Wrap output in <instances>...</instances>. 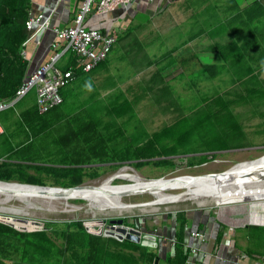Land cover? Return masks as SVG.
I'll return each mask as SVG.
<instances>
[{
  "label": "trees",
  "instance_id": "1",
  "mask_svg": "<svg viewBox=\"0 0 264 264\" xmlns=\"http://www.w3.org/2000/svg\"><path fill=\"white\" fill-rule=\"evenodd\" d=\"M255 3L259 4V8L255 7L257 10L248 7L236 15L240 17L244 27L242 25L238 28L233 25L229 28L220 22L217 24L218 29L214 27L209 32L212 37L216 34L217 38H214L213 42L208 39V42L199 43L204 52L216 53L220 58L218 62L223 67L218 68L216 62H200L195 52L182 54L186 56L176 58H173L169 51L156 56L152 62L158 66L156 69L158 80H153L150 85L141 80L127 84L122 92L115 94L105 105L106 113L120 118L123 122L121 124L102 125L91 119L89 123L76 125L73 130L66 127L67 130L62 134L55 136L54 139H47L49 133L54 130V124L61 117L53 111L58 109L68 96L73 95V92L80 94L79 90L70 92L64 89L65 87L60 89L62 103L45 113L38 112L35 96L30 105L23 103L27 97L25 96L13 107L1 112L4 114V118L0 116L4 131L0 134V157H5L6 161L0 163V181L47 185L44 177H48L51 179V186L71 187L83 184L86 178L94 179L99 176V167H85L83 166L85 164L108 163L113 169H118L126 163H132L136 169L147 164L172 168L173 156L188 155L185 163L192 167L209 160L204 152L229 147L226 144V137L231 140L230 131L239 127L229 106L241 102L243 98L241 96L239 100H230L228 96L264 94V79L259 78V73L264 71V48L251 40V36L255 39L260 29L258 26H251L253 21L258 19L256 22H263L264 27L263 18H259L264 16V7L257 0L252 4ZM29 7L30 0H0V99L14 97L27 72L28 63L21 51L29 36L25 25ZM245 28L246 32L243 31ZM225 32L227 34H224ZM126 35L123 33L116 37V40ZM249 52H252V55ZM65 55H68V59L63 65L60 64V67L72 68L73 79L70 83L79 81L77 84L86 85L88 90L93 91L94 86L89 83L88 76L99 67L105 66L108 56L90 71L85 72L77 67L75 57L71 53L66 52ZM251 59L254 60L253 63ZM164 61L166 62L163 63ZM176 61L180 66L179 75H183L182 71L188 70L194 63L202 70L203 80L219 77L229 71L231 73L229 85L222 91L206 92L207 95H203L198 103L195 99L193 104L188 106L189 112L182 113L171 122L162 123V126L149 133L136 127L134 132H128L125 126L135 117L137 108L145 100L151 99V92L166 90V77L169 75H162V72ZM88 98L91 100L90 96ZM82 107L83 104L78 108ZM16 108L17 115L14 111ZM12 124L24 131L25 140L13 143L12 132L9 133ZM43 144L45 146H42ZM51 153L54 156L58 153L57 159L50 160L57 161L58 164L35 163L36 160ZM12 159L15 161H11ZM172 216L178 232H175L177 235L174 239L173 253L167 257V262L186 264L189 254L182 243L185 214L182 211H175ZM141 219L139 216L125 217L124 223L132 227H141ZM16 223L17 226L29 230L21 231L0 222V264H154L157 257L155 251L140 243L118 241L110 236L89 232L82 219L70 220L60 225L57 222H40L42 227H33V223ZM246 228L256 236L259 245L264 236V227L246 225ZM223 232L224 226H221L214 239V249L219 247ZM253 236L248 235L252 240ZM112 244L122 248L112 251L110 249ZM7 247L18 256L17 260L12 262L4 260L8 259L9 255ZM125 248L139 254L134 255L125 251ZM251 252L253 251L248 254Z\"/></svg>",
  "mask_w": 264,
  "mask_h": 264
},
{
  "label": "rangeland",
  "instance_id": "2",
  "mask_svg": "<svg viewBox=\"0 0 264 264\" xmlns=\"http://www.w3.org/2000/svg\"><path fill=\"white\" fill-rule=\"evenodd\" d=\"M259 1L264 7V1ZM258 5V3H255L251 6V8L255 9V7L257 8ZM234 16L235 20L230 23L229 26L233 24L236 25L235 27L239 28V26H242L243 24H241L240 22V17H237L236 14ZM260 17L261 19L263 18L264 21V16ZM251 26L260 27L258 35L255 33V39H253V37L251 36V40L253 41V43H256L259 47L264 48V27H262L263 22L259 23L253 21ZM243 31L246 32V28ZM131 33L132 34L127 38L123 39L122 41H119L118 43L116 42L113 45L108 55V61L105 66L99 67L97 71L91 73L88 76L89 83L93 84L94 86L93 91L88 90L86 85L77 84L79 81L70 83L65 86L64 89H68L70 92L74 90H79L80 94H75L73 92V95L68 96L66 101L58 109L53 111L54 113L59 114L61 117L57 121L58 123L56 122L54 124V130L49 133L47 139H54L55 136L62 134L63 131L67 130V128H69L68 130H73L75 129L76 125H81L87 122L89 123L91 119L98 123H101L102 125L109 123H111L110 125H112L113 123H123L120 118H115L112 115L109 116L105 111V105L114 98L115 94L118 95L120 92H122L127 84H134L136 80H141L144 81L147 85H150L153 80L156 81L159 79L156 71L158 66H155L154 63H152V60L156 55H159L160 52H162V49H160L159 47L163 45V40L166 41V37H164L165 39L157 38L156 34L153 35L154 38L150 37L151 35L149 34L151 32H147V30H140L139 35L137 33L135 34L133 30ZM133 34L138 36L134 37ZM224 34L227 33L225 32ZM208 39L209 38L201 37L198 40L199 42L203 43L204 41L208 42ZM148 40L152 41L151 46L148 45ZM245 50L248 51L249 48H245ZM190 52L191 51L188 50L187 52L183 53L190 54ZM249 53L252 55V52ZM216 55L217 54L203 53L197 55V57L199 56L198 58L200 59V61L202 60L205 63L216 62L218 68L220 66L223 67L221 63L218 62L220 61V58H217L218 61H216ZM251 61V63H253L254 60L251 59ZM254 65L255 64H251V66ZM180 72L181 71L176 64L162 72V75H169V77H166V90L162 91L163 93L151 92V99L145 100V102H143L142 105L137 108V110L135 111V117L129 120V124L125 126L127 127L128 132H134L136 130V127L141 131L149 133L159 128L164 123L171 122L173 119H175V117L180 116L182 113L185 114L189 112L188 106L193 104V101L195 99H197L196 101L198 103L203 97V95H207L205 94L206 92L213 93L214 91H222L224 88H226L229 85L228 79L231 75V73L228 71L224 72L219 77L209 79L204 78L203 80L202 70L199 67H196L194 63L189 66L188 70H185L184 72L182 71L183 75H179ZM259 78L264 79V71L262 73H259ZM26 96L27 97L24 99L23 103L26 105H30L35 96L34 90L32 89L31 91H29ZM88 96L91 97V100L88 98ZM154 97H156V99L158 100L154 99ZM81 104H83V107L80 109L78 107ZM99 106H101L102 109ZM98 107L99 110H97ZM16 110H18V108H16ZM0 116L4 118V114L1 113ZM11 132V140L13 141V143L21 142L26 138L24 135V131L21 128H16L13 124L9 127V133ZM42 146H45V144H43ZM51 148L53 149V147ZM263 153L264 151L254 152L253 150H237L231 154H218L216 158H214L215 160H208L207 163L192 167H188L185 163V159L188 157V155L173 156L172 160L174 162V166L172 168L156 167L154 165L147 164L136 169L132 163H126L118 169H113L108 165V163H100L97 165H92L95 167H99V176L94 179L86 178L84 184H95V182L96 184H99L100 182L109 177H114V175L120 170L126 169V171L124 172H136L141 178L146 180L151 185L157 186L158 188L165 187L166 189H164L167 191L175 190L173 188H177V190H192L193 188H206L213 185L222 173L215 174L212 176H205L200 173L225 171L226 169L231 168L237 163L264 158V155H262ZM57 157L58 153H56L55 156L51 153V155L49 156L45 155L44 157L36 160L35 163L56 165L58 164L57 161L50 162V160H53L54 158L57 159ZM11 161H15V159H12ZM195 174H198L199 176L195 178L189 177L194 176ZM159 177H161L160 180L154 181V179H152ZM171 178H173L171 182H163L164 180H168ZM44 179L46 180V184L50 185L51 179L48 177H44ZM110 185L111 187L108 190H119L127 188L128 185H135V183L133 181L126 180V178H117L113 180ZM104 191L105 189H101L97 192H94L92 194V198H100L108 195L105 194ZM151 199L152 197L145 192H136L132 196H124L122 198H119L118 200L138 204L150 201ZM195 203L198 202L193 199H187L175 204H164L157 207H136L124 211H97L96 209L88 206L87 203L80 198L70 199L69 204L72 205L68 206H65L56 201L37 200L34 202L33 206L26 207L22 203H18V201L13 200L4 204H0V219L2 218L3 220L11 222L13 224L18 222L16 220L27 219L29 221H38L41 223H46L48 221L57 222V224L59 225L70 220L82 219L84 220V222L92 221L93 224H87V226L95 232V224L101 226V223L99 221L119 216H139L141 218L148 219L153 218L155 222L152 221L151 225L154 223L158 225V220H155L157 216L165 214L166 212L174 213L176 209L181 208L182 206L194 207ZM203 204L206 206L215 205V203L210 199H206ZM236 205H238V207H241V209L244 210L251 208L256 209V211L260 209L261 211V209H264V199L259 200V202H257L255 205L252 204V206H249V202H238L236 203ZM10 210H12V212H10ZM166 220L169 219L167 218ZM32 226L39 227L34 223L32 224ZM6 250L9 253L7 257L8 259L5 258L6 261L12 262L18 259V256L16 254L14 255L10 251V247H7Z\"/></svg>",
  "mask_w": 264,
  "mask_h": 264
},
{
  "label": "crops",
  "instance_id": "3",
  "mask_svg": "<svg viewBox=\"0 0 264 264\" xmlns=\"http://www.w3.org/2000/svg\"><path fill=\"white\" fill-rule=\"evenodd\" d=\"M254 1L255 0H134L131 4H128V6L118 7L110 13H96L88 16L85 20V25L96 27L101 30L112 29L117 38L119 35L126 33L127 35L124 38L116 40L117 43L130 36L132 30L138 35L140 34V30H147V32H151L149 34L151 35L150 37H153L154 34H156L157 38L166 37V41L163 40V45L159 47L162 49L159 55L169 51L172 53V57L176 58L177 55H182L184 54L183 52H187L188 50L191 51L190 54L195 52L196 55L203 53L216 54L207 50H205L207 52H204L202 47L199 46L201 42H199L198 39L206 37L213 42V40L217 38V35H214V37H212V35L210 36L209 32L212 28L215 27V29H218L219 27L217 24L220 22H223L231 28L233 24L231 26L229 25L235 20L234 15H238L244 9L251 7ZM79 3L80 0H30L29 15L43 13L49 16L51 25L65 27L72 24ZM260 4L262 5L261 2ZM138 35L133 34L134 37ZM54 40V33L51 30H46L43 33H38L35 38L23 45L22 50L25 52L24 59H26L28 63L27 72L35 70L41 63L49 58L52 54L50 45ZM148 41V45L151 46L152 41ZM67 56L68 55L62 57L60 60L61 65L66 62L68 59ZM217 58L216 55V61H218ZM198 60L200 61L199 58ZM165 62L166 61L163 63ZM200 62L203 61L201 60ZM175 64L180 69L177 61L173 65ZM173 65L168 66V68ZM14 111L17 115L18 110L15 109ZM164 188L165 187L161 189L166 192L185 191L177 190V188L167 191L165 190L166 188ZM263 199L264 198L256 200ZM256 200L239 202L250 201V206L251 203ZM228 203L232 204L222 203L214 206H206L204 204L195 203L194 207L182 206L175 210L182 211L185 214L186 222L182 243L184 247L187 248L189 254L186 264H264V236L259 241L260 244L258 245L256 236H253V233H250L248 228H246V225L264 227V212H262L264 209H261V211L260 209L256 211V209L251 208L244 210L236 205L238 202ZM172 213L173 212H166L165 214L159 215L161 217L157 216L155 220H158V225L155 223L151 225V222L154 221L153 218H142L140 220L141 227L145 226L147 235L150 236L152 232H155L154 240L157 242V247H147L149 250L155 251L156 255L159 257L157 264H168L167 257L171 256L173 253V246L168 236L170 235L169 237H171L174 232H178V228H176ZM166 217L169 220H166ZM95 226L96 228H94L97 230L98 225L95 224ZM221 226H224V232L222 233L219 247L214 249V239ZM194 230L202 232L203 237H192L191 232ZM89 232L95 233L92 230ZM248 235H251V237L253 236V240L249 238ZM117 240L122 241L125 239ZM154 240L152 237L145 239L147 242H154ZM121 248L122 247H117L113 244L110 246L112 251L120 250ZM192 249H195V253H192ZM124 250L131 252V250L127 248ZM251 250L253 252L248 254ZM131 253L134 255L139 254L133 251Z\"/></svg>",
  "mask_w": 264,
  "mask_h": 264
},
{
  "label": "built area",
  "instance_id": "4",
  "mask_svg": "<svg viewBox=\"0 0 264 264\" xmlns=\"http://www.w3.org/2000/svg\"><path fill=\"white\" fill-rule=\"evenodd\" d=\"M134 0H80L79 7L69 26L58 27L51 25L49 16L43 13L29 15L26 20V29L29 36L24 42L35 38L38 33L51 30L55 40L51 43L52 54L31 73L25 74L22 83L16 89L14 97L0 99V113L13 107L24 98L32 89L35 92V103L39 113H45L62 103L60 89L67 86L73 79L72 68L62 69L60 60L66 52L71 53L76 60L77 67L88 72L98 63L105 60L116 42V35L112 29L101 30L85 25V20L93 14L110 13L118 7H126ZM39 41V40H37ZM25 58L24 50L21 51ZM4 128L0 122V134ZM6 161L0 157V163ZM87 224V222H85ZM92 230V229H89ZM95 230V233H98ZM191 236L202 238L199 230L191 232ZM174 246V240H171ZM195 253V249H192Z\"/></svg>",
  "mask_w": 264,
  "mask_h": 264
},
{
  "label": "bare ground",
  "instance_id": "5",
  "mask_svg": "<svg viewBox=\"0 0 264 264\" xmlns=\"http://www.w3.org/2000/svg\"><path fill=\"white\" fill-rule=\"evenodd\" d=\"M124 171H126V169L120 170L114 177H109L99 184L95 182V184L91 186L69 192L40 190L36 187L0 183V204L15 200L26 207H31L34 205L35 201L42 200L56 201L68 206L72 205L69 204L70 199L80 198L84 200L88 206L97 211H124L136 207H157L164 204H175L187 199L196 200L200 204H203L206 199H210L215 204H222L264 198V158L251 160V162L244 161L233 165L227 172L222 173L210 187L193 188L192 190L176 193L166 192L157 186L151 185L136 172L127 173ZM198 176L199 175H194L189 177L195 178ZM117 178H126V180L133 181L135 185H128L127 188L119 190H108L111 187V182ZM172 180L173 178L166 179L163 182H171ZM101 189H105L104 193L108 195L100 198L94 197L93 199L92 194ZM136 192H145L151 196L152 199L150 201L138 203L139 205L118 200L124 196H132ZM10 212H12V210H10ZM87 224L93 223L90 221L87 222Z\"/></svg>",
  "mask_w": 264,
  "mask_h": 264
},
{
  "label": "flooded vegetation",
  "instance_id": "6",
  "mask_svg": "<svg viewBox=\"0 0 264 264\" xmlns=\"http://www.w3.org/2000/svg\"><path fill=\"white\" fill-rule=\"evenodd\" d=\"M241 96L243 98L241 102L229 106L239 127L230 131L231 140L226 137V144L229 147L204 152L208 155L209 161L215 160L214 158L218 154H231L237 150L264 151V94H231L228 97L230 100H239ZM97 164H85L83 166L95 167L92 165Z\"/></svg>",
  "mask_w": 264,
  "mask_h": 264
},
{
  "label": "water",
  "instance_id": "7",
  "mask_svg": "<svg viewBox=\"0 0 264 264\" xmlns=\"http://www.w3.org/2000/svg\"><path fill=\"white\" fill-rule=\"evenodd\" d=\"M31 72H27V74H29ZM262 155H264V153ZM253 160H255V159H253ZM248 161L251 162V160H248ZM228 170H229V168H228ZM228 170L226 169L225 171H218V172L217 171H213V172H205V173H200V174H204L206 176V175H212V174H216V173H218V174L224 173V172H227ZM195 175H198V174H195ZM173 177H176V176H173ZM160 179H161V177L155 178L154 181L155 180H160ZM0 183L36 187V188H39L40 190L65 191V192L74 191V190H80V189H83L85 187L93 185V184H84L83 183V184L76 185V186H71V187H61V186H51V185H35V184L19 183V182H15V181H12V182L0 181ZM256 201L259 202V200H256ZM257 202L254 201V203H252V204L255 205ZM215 205H219V204H215ZM124 218H125L124 216H119V217L108 218L107 220L99 221L101 223V226H98V231H99L98 234L115 237V238H117L119 240L125 239V240H129V241H133L135 243H140V244H142L145 247H147V246L148 247H152V248L157 247V242L154 240L155 239V236H154L155 232H152V235L149 236L145 232L146 231L145 230V226L144 227L128 226V225H126L124 223ZM16 221H18L20 223H25V224L34 222V221L33 222L29 221L27 219H19V220H16ZM0 222H2L4 224H7V225H9V226H11L13 228L18 229V230H21V231L29 230L27 228L19 227L15 223L13 224L11 222L5 221L2 218L0 219ZM174 222H175V219H174ZM36 225H38L39 227L43 226L40 222H36ZM84 225H85V228L88 231H91V230H89V227L87 226V224L85 222H84ZM169 236H168L169 241L174 240L175 239V232H174V234L171 237H169ZM151 237L153 238L154 242L145 241V239L151 238ZM158 258H159L158 256L155 258L154 264H157Z\"/></svg>",
  "mask_w": 264,
  "mask_h": 264
},
{
  "label": "clouds",
  "instance_id": "8",
  "mask_svg": "<svg viewBox=\"0 0 264 264\" xmlns=\"http://www.w3.org/2000/svg\"><path fill=\"white\" fill-rule=\"evenodd\" d=\"M202 164H203V163H202ZM202 164H201V165H202ZM227 204H229V203H227Z\"/></svg>",
  "mask_w": 264,
  "mask_h": 264
}]
</instances>
